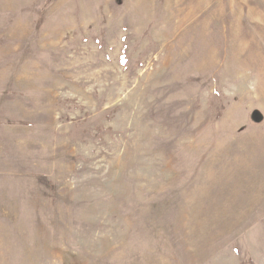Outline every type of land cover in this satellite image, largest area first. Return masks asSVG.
Listing matches in <instances>:
<instances>
[{
  "label": "rangeland",
  "instance_id": "rangeland-1",
  "mask_svg": "<svg viewBox=\"0 0 264 264\" xmlns=\"http://www.w3.org/2000/svg\"><path fill=\"white\" fill-rule=\"evenodd\" d=\"M0 264H264V0H0Z\"/></svg>",
  "mask_w": 264,
  "mask_h": 264
}]
</instances>
